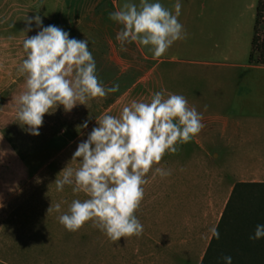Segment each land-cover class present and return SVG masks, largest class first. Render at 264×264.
Returning a JSON list of instances; mask_svg holds the SVG:
<instances>
[{
    "label": "crops",
    "instance_id": "obj_1",
    "mask_svg": "<svg viewBox=\"0 0 264 264\" xmlns=\"http://www.w3.org/2000/svg\"><path fill=\"white\" fill-rule=\"evenodd\" d=\"M124 2L3 0L6 10L4 21L10 23L5 29L10 39L8 60L11 62V58H14L11 55L15 53L21 55L17 59L18 63L25 59L22 42L25 36H33L39 30L33 21L31 31L24 33L25 18L39 15L43 26L56 25L68 31L70 38L88 40L89 50L96 63V74L105 87L118 84V93H125L130 87L147 82L150 96L164 89L165 95L180 94L188 103H193L196 110L202 113L203 128L193 138L191 145L186 146L185 143L179 146L214 151L215 162H219L223 168L207 173L208 179L203 183L196 182L197 186L204 187L202 189L145 190L143 200L134 212L143 225V232L139 236L110 241L91 221L86 222L80 228L85 230L84 259L77 256L75 247L74 262L202 264L213 239L210 228L218 227L235 184L264 182V0H259L256 7L249 54L240 60L230 57L211 60L198 56L199 52L223 50L232 51L234 55V49L237 48L234 42L227 40L225 31L221 29L219 0H181L178 20L186 36L174 42L156 59L147 47L135 42L126 44V50H121L115 39L121 25L109 19V13L119 10ZM134 2L138 3L139 0ZM160 2L173 10L175 0ZM12 4H16L17 10L14 12ZM198 66H214L217 71L211 76L197 71L194 75L184 74L188 69L197 70L195 67ZM110 72L113 79L105 82ZM110 99L107 94L97 98V101L107 102ZM11 162L16 170L7 173L5 196H0L3 201L0 203V223L6 227L0 236H4L6 245L12 235L7 232V225L13 223L11 226L14 227L18 223L16 214L22 212L15 203L10 205V202L25 193L26 188L28 193L31 181L38 177H42V180L45 178L33 172L27 156H20ZM28 239L24 242L29 243ZM38 239V236L31 238L30 244H38Z\"/></svg>",
    "mask_w": 264,
    "mask_h": 264
},
{
    "label": "clouds",
    "instance_id": "obj_2",
    "mask_svg": "<svg viewBox=\"0 0 264 264\" xmlns=\"http://www.w3.org/2000/svg\"><path fill=\"white\" fill-rule=\"evenodd\" d=\"M181 6V0H175L173 10L160 0H125L119 10L109 13V19L121 25L115 37L121 50L135 42L147 47L154 59L160 58L186 36L178 20ZM25 20L24 33L31 31L33 21L39 29L33 36H25V59L18 68L25 76V90L16 100V116L27 133L39 135L44 114L58 106L68 112L76 104L85 105L89 99L119 90L118 84L105 87L98 79L87 39L70 38L68 31L56 25L43 26L39 15ZM201 120L202 113L190 107L183 95H165L164 89L152 93L147 102L132 100L118 117L103 114L96 118L97 126L72 154L71 161L78 160L79 167L67 165L53 182L58 192L71 185L74 193L87 196L83 201L72 200L58 216L59 223L75 232L91 221L114 242L141 235L143 225L134 212L144 197L146 175L150 170L162 178L170 175V170L153 166L166 152L176 153L179 145L191 141L203 128ZM87 126L85 120L79 127ZM11 151L0 149V158ZM54 209L60 212L61 204L56 203ZM52 210L51 205L47 213ZM210 232L219 239L216 226ZM262 238L264 224H257L249 240ZM222 259L224 264H232L230 255Z\"/></svg>",
    "mask_w": 264,
    "mask_h": 264
},
{
    "label": "rangeland",
    "instance_id": "obj_3",
    "mask_svg": "<svg viewBox=\"0 0 264 264\" xmlns=\"http://www.w3.org/2000/svg\"><path fill=\"white\" fill-rule=\"evenodd\" d=\"M258 1L219 0V12L222 14L221 29L225 31L227 40L234 42L233 45L237 48L234 49V55L232 51L223 50V52H199L198 56L211 60L229 57L237 60L245 59L251 47L250 40L253 35ZM12 5L11 9L14 12L17 10L16 4ZM5 13L3 0H0V138H2L0 149L12 150L0 158V196L2 198L5 196L4 183L7 173L16 170L14 169L16 166H12V159L27 156L33 172L44 175L45 178L42 180V177H38L31 181L28 193L26 188L25 193L19 194L14 202H10V205L15 203L17 209H21L22 212L16 214L18 223L14 227H12L13 223L7 225V232L12 234L8 245L4 244V236H0V264H76L75 247H77V256L84 259L85 230L79 229L75 232L66 230L59 223L58 216L67 211L72 200L83 201L87 196L82 192L74 193L71 185H65L63 191L58 192L53 182L67 165L73 169L79 167L78 160L71 161L72 154L77 144L86 139L91 129L97 126L96 118H100L103 114L118 117L122 108L129 105L132 100L149 101L151 98L149 87L147 82L130 87L129 90L126 87L125 93L118 91L109 93L112 99L107 102L97 101V98H94L93 101H86L85 105L76 104L68 112H65L62 106H58L55 111L44 114L42 126L38 129L39 135L27 133L24 130L26 126H23L16 116V100L25 90V76L18 72L21 63H18L17 59L21 55L15 53L11 55L14 57L11 58L13 62L8 60L10 39L7 38L5 29L10 23L4 21ZM5 64L8 66L6 67ZM215 68L198 66L195 67L197 70H184V74L194 75L197 71L199 74L211 76L217 71L214 70ZM227 71L223 70V72ZM112 79L110 72L104 80L107 82ZM188 105L194 107L193 103ZM85 120L88 121L89 126L79 127ZM193 140L186 143V146L191 145ZM184 147L178 146L176 153L164 154L159 164L154 165L153 168L161 167L170 170L171 174L162 178L158 174L154 175L150 170L146 175L148 182L143 186L144 190L202 189L204 187L197 186L196 182L203 183L208 179L207 173L223 168V165L215 162L214 151H199L192 147ZM204 184L206 185V182ZM1 202L3 203L2 200ZM56 203L61 204L60 212L54 209ZM51 205L53 210L47 213ZM0 228H2L1 233L5 231V224L0 223ZM21 233L24 234V238H21ZM36 236L39 237V243L30 244L31 238ZM27 238L29 243L24 242Z\"/></svg>",
    "mask_w": 264,
    "mask_h": 264
},
{
    "label": "trees",
    "instance_id": "obj_4",
    "mask_svg": "<svg viewBox=\"0 0 264 264\" xmlns=\"http://www.w3.org/2000/svg\"><path fill=\"white\" fill-rule=\"evenodd\" d=\"M257 224H264V182H237L202 264H264V238L249 240Z\"/></svg>",
    "mask_w": 264,
    "mask_h": 264
}]
</instances>
